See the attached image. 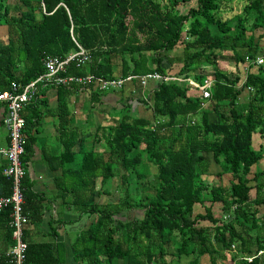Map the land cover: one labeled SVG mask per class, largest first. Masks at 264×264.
Wrapping results in <instances>:
<instances>
[{
    "label": "trees",
    "instance_id": "1",
    "mask_svg": "<svg viewBox=\"0 0 264 264\" xmlns=\"http://www.w3.org/2000/svg\"><path fill=\"white\" fill-rule=\"evenodd\" d=\"M185 4L189 8L182 10ZM234 4L241 11L229 14ZM74 38L93 59L83 68L70 67L72 74L166 76V63L178 62L175 74L213 80L209 97L191 95L185 82L159 80L146 97L125 105L131 114L104 129L102 150L85 146L84 133L71 132L74 141L62 153L75 162L66 170L72 180L67 190L81 215L91 218L74 243L76 263L174 264L193 256L188 264H201L208 255L211 264H264V254L257 256L264 249V170L253 171L264 158L254 146L255 136L264 135V0H0V91L37 78L45 71L44 56L77 49ZM179 46L184 55L172 57ZM226 59L246 64L244 79H231L232 72L220 67ZM134 82L139 85L135 79L110 91L123 94ZM52 87H39L28 105L38 111L39 92ZM93 87V100H100L102 90ZM60 97L66 117L68 104L62 92ZM137 104L152 114L142 116ZM22 113L27 149L33 120ZM60 117L67 130V119ZM213 161L221 167L216 176L232 174L229 186L204 177ZM116 177L123 196L118 203L104 201ZM199 204L205 212L195 214ZM214 204H221L223 217L215 216ZM48 255H55L52 245L28 243L26 264L65 262L62 256L51 262Z\"/></svg>",
    "mask_w": 264,
    "mask_h": 264
},
{
    "label": "crops",
    "instance_id": "2",
    "mask_svg": "<svg viewBox=\"0 0 264 264\" xmlns=\"http://www.w3.org/2000/svg\"><path fill=\"white\" fill-rule=\"evenodd\" d=\"M3 28L2 32H6L4 26ZM95 91L94 87L92 90H60L52 87L45 92H39L41 105L38 111H34L31 105L23 110L33 120L30 130L32 139H28V148L24 155L27 169L24 179V207L29 215L25 238L31 244L52 245L55 255L47 256L51 262L62 256L64 264H77L74 258V243L81 230L91 220L90 217L81 215L73 204L72 191L67 190L68 183L72 180L67 178L66 170L68 167H75V162L70 159L71 154L66 153L63 157L62 153L69 143L74 141L69 138L70 134L84 133L85 146L102 150L105 139L101 135L105 128L114 125V110L119 103L126 102L122 100V93L116 91H99L100 100L94 101L93 98L98 94H95ZM60 92L62 99L68 104L69 114L66 117L58 108ZM109 92L112 94H108ZM5 113L6 106L0 103V147L9 144V131L3 122ZM61 114L67 119V130H63L61 126ZM73 149L78 151L80 144H76ZM6 164V159L0 156V195L11 192L3 172ZM108 197L104 195L103 200L107 201ZM10 219L8 209L0 211V264H12L11 250L15 242Z\"/></svg>",
    "mask_w": 264,
    "mask_h": 264
},
{
    "label": "built area",
    "instance_id": "3",
    "mask_svg": "<svg viewBox=\"0 0 264 264\" xmlns=\"http://www.w3.org/2000/svg\"><path fill=\"white\" fill-rule=\"evenodd\" d=\"M74 40L78 48L66 55L44 56L45 71L37 78L26 85L14 82L11 89L0 91V103H4L6 106L3 122L9 131V144L6 147H0V156L7 161L3 170L4 175L11 180V192L0 195V211L5 209L10 211V226L15 242L11 250L12 264H26L27 259L28 241L25 238V226L29 222V215L24 208L26 198L24 179L27 169L23 159L26 152L27 137L25 135L26 119L22 112L36 98L39 87L53 86L92 90L93 85H95L102 91H110L119 90L135 79L140 86L145 87L149 83H157L161 79L169 80L172 78L170 75L165 76L157 71L127 78L102 77L94 73L83 75L69 73L70 67L75 65L83 68L93 59L91 52L75 38ZM257 62L262 63L263 59L259 58ZM212 84L213 80L204 86L194 83V87L203 89L202 94L209 97ZM261 254H264V249L258 251L257 256ZM248 260L252 261L253 258L249 257Z\"/></svg>",
    "mask_w": 264,
    "mask_h": 264
},
{
    "label": "rangeland",
    "instance_id": "4",
    "mask_svg": "<svg viewBox=\"0 0 264 264\" xmlns=\"http://www.w3.org/2000/svg\"><path fill=\"white\" fill-rule=\"evenodd\" d=\"M14 1V0H13ZM166 1H169V0H166ZM188 5L185 4L181 7L182 10H185V9H188ZM241 11V6L238 5V4H234V10L229 13V14H233V13H236V12H240ZM229 14H227L226 16H228ZM262 44L264 46V39L262 41ZM170 55L172 57H178V56H183L184 55V49H183V46H179L178 48L174 49L173 51H171ZM166 65L169 66V75L172 77L171 79H174L178 82H185L187 83L188 85H191L192 88L190 89V94L191 95H201L203 89H198V88H195L194 87V83H197V84H202L203 86L204 85H207L211 82V79H209L208 77L204 76V81L203 82H199L197 81L194 76H184V74H175V73H179L180 72V68H181V64H179L178 62L175 63V64H169V63H166ZM219 65L220 67L227 71V72H232V74L230 75V78L231 79H234L237 75H239L241 78H245L246 76V69H244L245 65L246 64H240V65H237L236 64V61L234 60H219ZM211 68V67H210ZM209 70V68H206ZM118 71H119V68L116 69V73L115 74H118ZM199 71V69H198ZM201 72H207L206 70L205 71H201ZM141 76V75H139ZM243 83V80L241 81V84L239 83L238 86H241ZM156 83H149L148 85H146L145 87H142L138 84H136V82L134 83H130V89L129 87L126 88V90L123 91V99L122 100H125L126 102H120L118 107L114 110V118H113V123L116 124L119 122L120 118H122V116L124 114H131L132 111L131 110H127L125 108V105L126 103H129L131 100H134L136 98L138 99H141L142 97H146V95L149 94L150 91H152L156 86ZM132 90V91H131ZM108 94H112V92L108 93ZM248 92L245 91V93L241 96L242 98H247L248 97ZM138 105V107H137ZM135 107H134V110L135 108H137L136 110L139 112V114H141L142 116H150L152 114V110L151 108H147L148 106L146 104H137ZM264 135H256L255 138H254V146L257 147L258 151L262 152L264 154ZM260 148V149H259ZM209 156V159H210V162L213 160V156L211 154H208ZM154 170L156 171V167L154 168ZM260 171V170H264V158L261 159L260 161H258L255 166L253 167V171ZM221 171V167L218 166L214 161L212 162L211 166L209 167V172L207 173V175H205L204 177H207L209 179H213V183L215 184H221V185H224V186H229L233 180V177H232V174L231 173H224L222 176H216L215 173L217 172H220ZM253 175V174H252ZM252 175H250V177H252ZM120 183H121V180L119 177H116L113 181H110V187H111V194L109 195L108 199L118 203L120 201V199L122 198L123 196V193L122 191H120ZM251 184L254 186L255 182L252 181ZM207 198L210 196V193L209 191H206L205 192V195ZM251 196L254 198L256 196V188H253L251 190ZM101 199V198H99ZM206 204L210 205V202H206ZM213 212L215 214V216L217 217H223L224 216V211L222 209V206L221 204H214L213 205ZM197 212H202L204 213L205 212V208L203 205L199 204L196 206L195 208V214H197ZM134 214L136 215H141L142 214V211H136ZM200 224L202 225H212L209 221L207 220H201L200 221ZM193 258V256H181L180 260L178 262H175L174 264H188L189 261H191ZM122 263V262H121ZM201 264H211L210 262V259H209V256L208 255H204L202 257V260H201ZM225 264H235L233 263L232 260L230 259H226V262Z\"/></svg>",
    "mask_w": 264,
    "mask_h": 264
}]
</instances>
